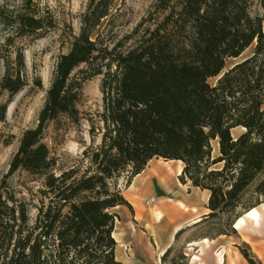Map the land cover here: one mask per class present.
<instances>
[{"label": "trees", "instance_id": "1", "mask_svg": "<svg viewBox=\"0 0 264 264\" xmlns=\"http://www.w3.org/2000/svg\"><path fill=\"white\" fill-rule=\"evenodd\" d=\"M115 1H89L80 33L58 58L38 124L22 133L12 158L10 174L23 169L44 179L40 201L18 197L8 174L0 181V264H124L116 255L113 209H133L108 179L130 167L126 189L154 157L182 160L180 180L210 191L203 221L226 214L232 225L220 234L236 233L234 221L264 200V178L254 189L259 198L244 199L264 173V0H157L127 50L100 34L92 38ZM0 23L11 28L7 42L39 38L55 26L52 16L3 5ZM252 44L250 55L209 81ZM96 75H102L105 129L102 143L84 152L94 170L57 173L46 126L61 115L80 119L84 83ZM27 82L20 49L15 61H5L0 87L12 98ZM237 127L244 131L235 137Z\"/></svg>", "mask_w": 264, "mask_h": 264}, {"label": "rangeland", "instance_id": "2", "mask_svg": "<svg viewBox=\"0 0 264 264\" xmlns=\"http://www.w3.org/2000/svg\"><path fill=\"white\" fill-rule=\"evenodd\" d=\"M89 1L0 0V5L9 9L28 12L39 11L45 17L52 16L55 24L52 29L44 32L43 36L39 38L14 36L10 42H7L8 35L12 33L11 28H5L0 23V80L5 72V61H15L20 49L23 52L28 79V84L12 98L9 92L0 87V181L8 174L9 186L15 190L18 197L25 198L29 202L40 201L39 189L43 187L44 179L23 169L10 174L11 161L18 149L22 133L38 124L39 113L45 104L47 89L51 85L58 58L70 49L73 35L80 33L82 13L85 12ZM156 1L116 0L110 14L95 29L92 38L100 34L111 46L122 42V50L129 49L136 40V36L130 38L131 34L148 16ZM254 47L255 44H252L240 57L229 58L226 61V68L250 55ZM216 80L217 77L209 79L212 84ZM101 84L102 75L93 76L84 83L82 100L78 104L80 111L78 121L61 115L57 120L48 122L46 126L44 141L49 147L51 156L57 161V173L61 169L75 166L79 170H84L92 164L88 157H84V152L87 149V154H90L92 149H96L102 143L105 128L101 118L103 112ZM243 131V127L235 128L237 136ZM213 147L214 156H217L219 152L216 149V141L213 142ZM90 170L93 171L94 167H90ZM130 170L131 168L128 167L127 170L108 179L111 191L120 190L123 192L127 186ZM262 178H264V173L245 193V201L259 198L254 189ZM260 201L263 202V198ZM35 214L36 209L32 208V216ZM231 227L228 215L220 214L213 217L191 232L181 233L170 252L165 255L164 259L161 257L158 263L189 264L190 257L196 252L199 253L197 249L200 247L193 246V249H189L191 242L204 237L211 240L222 232L230 231ZM239 231L233 233L236 236V241L239 242L237 247L240 245L253 255L256 264H264V220L261 228H245ZM214 247V244H210L200 254V259L205 264L214 263V256L212 255ZM129 248L128 246V252H130ZM238 250H240L239 247ZM226 251L232 263L234 260L232 253L234 252L229 249ZM117 257L124 260L119 251Z\"/></svg>", "mask_w": 264, "mask_h": 264}, {"label": "crops", "instance_id": "3", "mask_svg": "<svg viewBox=\"0 0 264 264\" xmlns=\"http://www.w3.org/2000/svg\"><path fill=\"white\" fill-rule=\"evenodd\" d=\"M159 162L160 158H152L146 167L132 178L129 186L133 184L135 179H139L140 183L144 182L148 176L149 168L159 169ZM166 162H172V167L176 172L180 161L174 159ZM181 166V170H183L184 165L181 164ZM160 173L167 178V185L170 189L166 187L165 183L157 175L152 174L146 185L143 184L140 187L142 193L139 200H142L146 205L141 220L137 218V209L134 203L130 198L126 197V192L129 188L124 189V196L132 205L133 211L126 205H118L113 209L119 215L115 223L114 232L118 229V224H122L121 226L125 231L123 239L131 249L143 255L142 264H159L158 262H160L163 252L172 248L175 244L177 232L182 229H184L182 233L191 232L197 226L205 223L203 218L210 211L208 208L209 190L194 186L188 178L185 183L182 182L179 178L181 172L174 174L173 172ZM155 208L163 214L160 220H157L153 213ZM129 221L135 224V230H133ZM236 230L240 232L239 229ZM115 239L117 241V255L123 239ZM202 239L195 240L198 242L196 246L203 243ZM211 242L215 246L212 250V255L214 256L213 264H216V253L221 250H224V264H232L226 249L234 252L232 256L236 264H249L240 250H238L237 244L239 242L236 241V236L233 234H220L211 238ZM119 260L126 264L123 259ZM189 264H192L191 257Z\"/></svg>", "mask_w": 264, "mask_h": 264}, {"label": "bare ground", "instance_id": "4", "mask_svg": "<svg viewBox=\"0 0 264 264\" xmlns=\"http://www.w3.org/2000/svg\"><path fill=\"white\" fill-rule=\"evenodd\" d=\"M232 133L234 136H237L235 133V128L232 130ZM216 149H218V143H217V147ZM174 160V159H173ZM168 160H165L163 158H160V162H159V169H154L153 167H150L148 170V176L147 178L144 180V182L140 183L139 179H135V181L133 182V184L127 188L128 191L126 192V197L130 198L131 201L134 203L136 209H137V218L138 219H142L143 218V212L145 210L146 205L143 203V201L139 200L140 198V194L142 193V189L140 188L143 184L146 185V183L148 182V180L150 179V177L152 176V174H155L159 177V179L161 181H163L166 185V187L168 189H170V187L167 185V178L165 177V175H162L160 172H162L163 174H167V173H176V172H181V164L184 165V162L182 160H179V164H178V169L176 170V172L174 171L173 167H172V162H166ZM154 215L156 217L157 220H160L163 216L162 212L158 209H154ZM263 220H264V201L255 207H252L251 209H249L248 211H246L243 215H241L240 217H238L235 221H234V227L236 229L239 230H243L245 228L248 229H258L261 228L263 226ZM129 224L132 226L133 230L135 227V224L131 221H129ZM251 224V225H250ZM122 224H118V229L113 233L114 237L117 239H123V235L125 233L124 228L121 226ZM202 244L199 245L200 247L197 249L199 253H194L191 256V263L197 262L199 261L197 264H205L203 261H201L200 259V254L203 253V250L206 249L207 247L210 246V244L212 243L211 240L208 237H204L202 239ZM198 245L197 241H193L189 244V249H193V246ZM130 252H128V244L127 242L123 239L121 240V245L119 248V253L120 256L122 258H124V261L126 264H142V257L143 255L138 254L137 251H134L133 249L129 248ZM165 252H163L164 254ZM118 258V257H117ZM216 264H224L225 262V255H224V250L218 251L216 253V259H215ZM235 262L233 261L232 264H234Z\"/></svg>", "mask_w": 264, "mask_h": 264}, {"label": "water", "instance_id": "5", "mask_svg": "<svg viewBox=\"0 0 264 264\" xmlns=\"http://www.w3.org/2000/svg\"><path fill=\"white\" fill-rule=\"evenodd\" d=\"M239 61V60H238ZM238 61H236V62H238ZM235 62V63H236ZM232 66V65H231ZM227 70V68H225L223 71H222V73L217 77V79L220 77V76H222L223 75V73L225 72Z\"/></svg>", "mask_w": 264, "mask_h": 264}]
</instances>
